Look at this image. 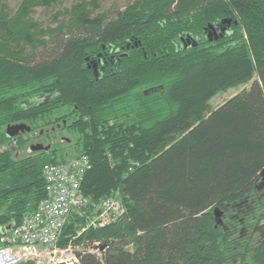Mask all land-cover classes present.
Masks as SVG:
<instances>
[{"label":"trees","instance_id":"1","mask_svg":"<svg viewBox=\"0 0 264 264\" xmlns=\"http://www.w3.org/2000/svg\"><path fill=\"white\" fill-rule=\"evenodd\" d=\"M56 4L0 0V227L44 197L45 163L85 154L82 194L124 210L74 238L84 219L70 215L58 244L102 247L80 264H264V0L32 15Z\"/></svg>","mask_w":264,"mask_h":264},{"label":"built area","instance_id":"2","mask_svg":"<svg viewBox=\"0 0 264 264\" xmlns=\"http://www.w3.org/2000/svg\"><path fill=\"white\" fill-rule=\"evenodd\" d=\"M88 166L85 154L43 165L44 197L19 221L0 227V264H80L82 251L100 255L99 241L87 245L69 239L63 246L58 244L71 214L78 213L84 219L74 238L90 225L111 222L124 210L117 196L93 202L82 194L80 182Z\"/></svg>","mask_w":264,"mask_h":264},{"label":"rangeland","instance_id":"3","mask_svg":"<svg viewBox=\"0 0 264 264\" xmlns=\"http://www.w3.org/2000/svg\"><path fill=\"white\" fill-rule=\"evenodd\" d=\"M4 1L8 5L7 10L9 12H12L17 7V4L19 3L20 0H4ZM72 1L73 0H59V4H56L53 7H49V8H44L42 6H36L34 10L32 11V15L35 17V19L40 20L41 22L43 21L44 25L48 23L53 24L54 22L49 20L50 14L53 11L59 10V8L62 6H68ZM127 1L128 0H100V7L98 10L114 9L115 7L122 8L126 4ZM244 86H247V84H245ZM241 87H242V84H238L224 91H220L216 93L210 98V105L211 106L218 105L225 98L237 92Z\"/></svg>","mask_w":264,"mask_h":264},{"label":"water","instance_id":"4","mask_svg":"<svg viewBox=\"0 0 264 264\" xmlns=\"http://www.w3.org/2000/svg\"><path fill=\"white\" fill-rule=\"evenodd\" d=\"M209 32H208V34H210ZM22 126H23L22 124H12V125L7 126V130L8 131L10 130L9 134H13V133L17 132L18 129L22 128ZM37 147H39V146L38 145H34V146H31L30 148H37ZM261 177H262V179H264V168L261 170ZM260 184H262V181H261ZM258 187H260V186H258ZM213 213H214V216H215L216 223H221L222 222L221 221V212L218 210V208L214 207L213 208ZM98 247H99V249L102 248L101 246H98Z\"/></svg>","mask_w":264,"mask_h":264},{"label":"flooded vegetation","instance_id":"5","mask_svg":"<svg viewBox=\"0 0 264 264\" xmlns=\"http://www.w3.org/2000/svg\"><path fill=\"white\" fill-rule=\"evenodd\" d=\"M261 187H262V184H260L259 188H261ZM261 194H264V190L263 189L260 191L259 195H261Z\"/></svg>","mask_w":264,"mask_h":264},{"label":"clouds","instance_id":"6","mask_svg":"<svg viewBox=\"0 0 264 264\" xmlns=\"http://www.w3.org/2000/svg\"><path fill=\"white\" fill-rule=\"evenodd\" d=\"M161 23H163V22H161Z\"/></svg>","mask_w":264,"mask_h":264}]
</instances>
